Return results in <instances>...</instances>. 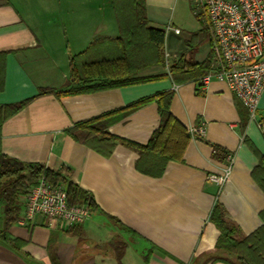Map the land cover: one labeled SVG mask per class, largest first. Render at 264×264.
Returning <instances> with one entry per match:
<instances>
[{
  "label": "crops",
  "instance_id": "0c3cea01",
  "mask_svg": "<svg viewBox=\"0 0 264 264\" xmlns=\"http://www.w3.org/2000/svg\"><path fill=\"white\" fill-rule=\"evenodd\" d=\"M145 3L150 24L166 29L170 46L190 38L168 29L173 0ZM116 20L111 0H0V52H7L0 104L34 97L3 123L2 150L49 169H69L97 205L87 221L69 228L17 221L11 237L23 246L0 242V264H228L215 260L219 232L209 222L215 203L245 234L262 224L264 192L252 172L258 152L264 156V92L255 119L219 79L204 90L194 81L177 84L166 77L92 93L39 94L41 88L64 90L71 57L98 36H118ZM212 43L200 46L197 61L209 56ZM165 70L151 67L144 74ZM165 90H174L171 112L191 139L183 160L168 162L161 176L137 169L139 154L125 143L105 156L86 145V131H69L115 111L110 131L146 144L159 126L158 105H130Z\"/></svg>",
  "mask_w": 264,
  "mask_h": 264
},
{
  "label": "trees",
  "instance_id": "16d2710c",
  "mask_svg": "<svg viewBox=\"0 0 264 264\" xmlns=\"http://www.w3.org/2000/svg\"><path fill=\"white\" fill-rule=\"evenodd\" d=\"M119 35L98 36L82 52L70 59V78L64 90L41 88L39 94L92 93L129 86L141 82L171 77L177 84L194 81L211 71L213 52L199 62L195 59L198 44L206 37L208 27L191 34L184 41L185 48L176 57L167 56V31L150 24L145 0H111ZM194 10V9H193ZM212 36V35H211ZM7 52H0V91L5 87ZM166 69L155 75H145L147 69ZM174 90H165L141 99L131 107L156 102L159 126L146 144L121 139L110 131L118 118L115 111L76 123L69 130L86 131L85 143L105 156L113 152L118 142L133 148L139 158L136 167L151 176H161L170 161H182L191 139L188 128L171 112ZM34 97L14 103L0 104V242L21 249L23 242L11 237V227L24 208V197L44 177L54 185H63L71 203H89L92 211L97 207L91 194L70 178L69 169H49L40 162H26L11 157L2 150V126L6 119L17 114ZM75 136V134H74ZM221 151V148L216 149ZM259 163L252 172L254 180L264 192V156L258 152ZM262 224L250 234L226 217V209L216 202L209 222L218 228L214 247L215 260L228 264H264V210Z\"/></svg>",
  "mask_w": 264,
  "mask_h": 264
},
{
  "label": "built area",
  "instance_id": "2783aa9c",
  "mask_svg": "<svg viewBox=\"0 0 264 264\" xmlns=\"http://www.w3.org/2000/svg\"><path fill=\"white\" fill-rule=\"evenodd\" d=\"M193 9L210 24L214 55L212 69L196 81L197 89L204 90L213 79L225 81L255 119L264 92V0H193ZM168 29L181 33L177 27ZM259 127L264 133V120ZM68 195L63 185L42 177L24 197L18 222L65 228L84 223L92 213L89 203L73 204Z\"/></svg>",
  "mask_w": 264,
  "mask_h": 264
},
{
  "label": "rangeland",
  "instance_id": "374dc122",
  "mask_svg": "<svg viewBox=\"0 0 264 264\" xmlns=\"http://www.w3.org/2000/svg\"><path fill=\"white\" fill-rule=\"evenodd\" d=\"M168 21L169 24L167 26L176 28L179 27L182 34L184 36H187L188 34H192L194 32H199L201 34V29H204L205 27H208L209 30L206 34V37L201 41L200 39V44H198V49L201 47H204L206 44L210 43V40L212 39L211 35H212V31L210 28V24L208 22L203 21L200 16H197L194 13L193 10V0H173V3L170 7V11L168 13ZM166 26V27H167ZM114 29H116V27H114ZM116 31V30H115ZM168 32H173L171 30H169ZM172 33H170L169 35L171 36ZM181 35H176V37H174V42H178L177 40H180L179 38L181 37ZM182 38V37H181ZM171 41H173L171 39ZM167 40V43L169 42V48L168 52H169V59L171 60V58H173V53L175 55H179L180 52L182 51V47L183 44H180V46L178 48H174L172 46H170V43ZM173 42V43H174ZM180 42V41H179ZM178 45V43H176ZM172 45V43H171ZM176 46V45H175ZM174 48V50H173Z\"/></svg>",
  "mask_w": 264,
  "mask_h": 264
}]
</instances>
